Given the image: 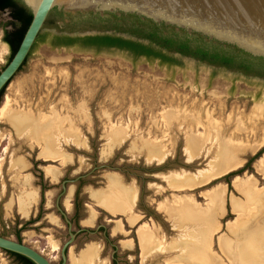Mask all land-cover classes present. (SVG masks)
Masks as SVG:
<instances>
[{
	"label": "rangeland",
	"instance_id": "1",
	"mask_svg": "<svg viewBox=\"0 0 264 264\" xmlns=\"http://www.w3.org/2000/svg\"><path fill=\"white\" fill-rule=\"evenodd\" d=\"M13 27L9 10L0 11V71L11 57L4 31ZM88 32L100 31L65 30L60 20L45 25L0 98V110L8 105L6 116L0 113V235L60 264V248L69 235L56 199L64 180L92 171L67 182L59 200L73 231L89 230L78 232L66 264H78L90 244L98 248L97 256L86 264H171L201 248L226 264L259 262L253 256L258 234L246 228L249 221L264 222V171L258 167L264 152L248 161L264 143L255 149L238 143L264 139V77L191 57L166 63L78 42L58 44L63 35ZM210 125L223 131L220 142H203L200 132ZM51 145L53 159L45 160L41 151ZM100 164L121 170L94 169ZM47 166L58 172L56 179L46 175ZM217 187L223 189L222 203L210 208L214 214L208 220H184L157 209L161 201L171 207L181 195L192 197L189 204L201 214L213 194L204 192ZM129 188L135 191L134 225L126 215L104 210L96 197ZM29 190L38 199L24 216L17 201ZM241 212L246 218L238 216ZM145 223L156 242L142 254L137 234ZM98 225L106 232L95 231ZM0 264L22 263L0 249Z\"/></svg>",
	"mask_w": 264,
	"mask_h": 264
},
{
	"label": "water",
	"instance_id": "2",
	"mask_svg": "<svg viewBox=\"0 0 264 264\" xmlns=\"http://www.w3.org/2000/svg\"><path fill=\"white\" fill-rule=\"evenodd\" d=\"M32 14L31 23L11 60L0 71V91L15 76L32 50L51 12H62L64 26L71 20L95 15L101 18L137 17L160 27L163 34L177 33L198 37L208 44L264 60V0H17ZM101 33V32H96ZM91 33H81L80 36ZM121 170L108 164L94 169ZM92 172V171H91ZM90 172V173H91ZM90 173L62 182L56 207L67 224L69 239L60 248V264L68 261V251L76 238L73 223L59 204L67 192L66 183L76 182ZM104 227V225H99ZM0 249L22 255L34 264H51L34 248L0 235Z\"/></svg>",
	"mask_w": 264,
	"mask_h": 264
},
{
	"label": "trees",
	"instance_id": "3",
	"mask_svg": "<svg viewBox=\"0 0 264 264\" xmlns=\"http://www.w3.org/2000/svg\"><path fill=\"white\" fill-rule=\"evenodd\" d=\"M5 10H9L10 17L15 25L11 30L5 29L3 37V40L11 49V60L31 23L32 14L17 0H0V11ZM57 20H63V14L55 8L45 25L54 23ZM88 26L101 33H92L84 36L66 34L61 37L63 40L58 44L73 45L78 42L84 47L95 46L98 49L101 47H115L130 51L135 57L144 56L148 59H160L161 62L167 63L178 62L177 57L168 54V51H175L182 57H191L212 65H219L228 69H236L246 74L264 77L263 59L250 58L245 54L224 49L218 45L208 44L198 37L191 38L173 32L163 34L160 27L156 24L141 21L137 17L130 16L125 18L123 16L116 17L115 15H109L108 17L101 18L90 15L77 20H71L64 25V29L74 31ZM8 83L0 91V98ZM263 152L264 148L260 149L254 157L249 159L248 163L258 158ZM5 252L14 256L22 264H34L22 255L9 251Z\"/></svg>",
	"mask_w": 264,
	"mask_h": 264
},
{
	"label": "bare ground",
	"instance_id": "4",
	"mask_svg": "<svg viewBox=\"0 0 264 264\" xmlns=\"http://www.w3.org/2000/svg\"><path fill=\"white\" fill-rule=\"evenodd\" d=\"M8 101V99L6 100V102ZM7 104H9L7 102ZM6 103L3 105V107L1 108L2 110H0L3 115V117L6 116L7 114V106H5ZM5 106V107H4ZM1 115V116H2ZM206 118V117H205ZM208 118V117H207ZM206 118V119H207ZM240 119V118H239ZM252 119V118H251ZM209 121V120H207ZM211 125H212V122L210 121ZM218 122L214 123V124H217ZM63 125V124H62ZM210 125V126H211ZM241 125V124H240ZM244 125V124H243ZM228 126V125H227ZM226 126V127H227ZM239 126V124L237 125ZM63 127V126H62ZM253 127V126H252ZM222 128V127H221ZM224 128V127H223ZM239 128V127H238ZM257 128V126H256ZM254 129V128H253ZM235 130V129H234ZM239 130V129H238ZM205 132H200V134L204 135V140L203 142H208L209 140L210 141H214L216 143L220 142V132H223V131H220L217 129V126H211L209 130H204ZM229 131V130H228ZM235 132H233V134H235ZM252 133V132H251ZM255 133V132H254ZM232 140V139H231ZM258 142V141H257ZM264 143V139L261 141V142H258V143H253V144H248L247 142H244V141H241L240 140V146L239 147H243L246 149L247 146H249L250 148H256L258 147L259 145H263ZM233 144V143H232ZM237 144V143H236ZM50 145V144H49ZM48 145V146H49ZM52 148H53V145H51V147H44L43 150L41 151V156L43 159L45 160H50V159H53V155L51 154V151H52ZM234 148V146H233ZM254 148V149H255ZM213 150V149H212ZM60 159L59 160H62L63 157H59ZM57 159V158H56ZM259 165L258 167H260V170L264 171V154L263 156L259 159ZM240 167V166H239ZM238 169V168H237ZM46 170V175L48 177H50L52 180L56 179L57 176H58V172L51 166H47L45 168ZM230 171V170H229ZM264 174V173H262ZM211 178V177H210ZM211 180V179H210ZM236 180V179H235ZM239 180V178H238ZM237 180V181H238ZM236 181V182H237ZM253 181V180H252ZM115 182H120V179H116ZM253 184V183H252ZM113 185V183H112ZM220 186V185H219ZM237 186V184H236ZM113 187L115 188L116 186L113 185ZM183 187V186H182ZM249 187V186H248ZM254 187V186H253ZM215 188V187H214ZM256 188V187H254ZM253 188V190H254ZM183 189V188H181ZM185 189H188V188H185ZM258 188H256L257 190ZM180 190V189H179ZM260 190V189H259ZM177 191V190H176ZM24 192V191H23ZM207 192V193H206ZM212 194V200L210 202V206L208 205L209 209L210 208H213V206H215L216 204H218V206H221V203H222V193H223V189L222 187H217L216 189H212V190H207L205 191V195L206 194ZM250 192V191H249ZM260 192V191H258ZM67 193V192H66ZM244 194V193H243ZM252 196L250 198H253V193H250ZM96 197L99 201V206H101L104 210L110 212V213H113V214H118V213H122L124 216L126 215L128 217L127 221L129 224L131 225H134L138 222V218L134 216L133 214V205H132V202H134V197H135V191L133 188H129L125 191H121V192H115L113 189H110L106 192H101V193H97L96 194ZM187 198V201L186 199ZM38 199V194L36 193V191L34 190H29L27 192H25L20 198H19V201H17V204L19 202V208H20V211L22 213V215L24 216H27L29 213H30V210L31 208L33 207L34 203L37 201ZM249 199V198H248ZM247 200V199H246ZM254 200V199H253ZM256 200V199H255ZM190 201V202H189ZM195 201V200H194ZM166 202V201H165ZM164 201H161L158 203V211L159 212H169L171 213H176V215L180 214V218H183L184 220H190V219H193V218H201L202 220H208L214 213L212 211V209H210V211H207L206 209L208 207H206V211L207 212H201V214H199V211L196 210V206L195 205H190V204H193V198L192 197H182L181 195L180 196H176L174 198V201H171L172 202V206L174 207V210L169 206L167 205V203H165ZM190 203V204H189ZM195 203V202H194ZM247 203V202H246ZM169 204V203H168ZM234 205L237 207V203L234 202ZM66 208H70V203L69 202H66L65 204ZM205 207H203L204 209ZM252 209H254V207H252ZM169 210V211H168ZM247 210V209H246ZM198 211V212H197ZM254 211H256L254 209ZM220 213V212H219ZM249 213V212H248ZM240 215H245L243 214L242 212L238 214V216L240 217ZM137 216V215H136ZM245 217V216H244ZM195 218V219H196ZM238 218V217H237ZM241 218V217H240ZM246 218V217H245ZM196 219V220H197ZM238 220V219H237ZM219 221V220H217ZM220 222V221H219ZM218 222V224H220ZM183 223V222H182ZM180 222V224H182ZM235 223V222H234ZM248 223V222H247ZM259 224L258 225H255L253 224L252 222L249 221V226H247L246 230L248 232H254V233H257L258 236V240L259 243H257V246L255 248H257L256 251H254V257L255 258H260L259 262L255 261V264H262V261H264V253L262 251H264V222L261 223V222H258ZM178 224V223H177ZM245 224V223H244ZM149 225V224H148ZM146 223L145 224H142L139 226V229H138V238H139V245L141 247L140 250H142V254H144V252L149 248V246L151 245H154V243L156 242V239H155V235L151 229L150 226H148ZM263 225V226H262ZM219 226V225H218ZM232 226V225H231ZM239 226V225H238ZM242 227V226H241ZM123 228V227H122ZM244 228V227H243ZM234 229V228H233ZM156 231V230H155ZM241 232V231H240ZM185 233V231H184ZM187 233V231H186ZM196 238V237H195ZM224 238L226 237H223V240ZM189 239V238H188ZM196 240V239H195ZM179 241V240H178ZM250 241V240H249ZM162 242V240H161ZM220 242V241H219ZM225 242V240H224ZM234 242V241H233ZM165 243V242H164ZM233 244V243H232ZM126 246H131V241H128L126 242L125 244ZM225 245V244H224ZM254 245V244H253ZM161 246V245H160ZM185 247V245H184ZM154 248V247H153ZM235 248V247H234ZM98 249V248H97ZM97 249L95 248L94 245L90 244L88 245V247L83 251V258L78 262V264H86V263H90L92 262V259L94 257L97 256ZM162 251V250H161ZM182 251V250H181ZM205 251V250H204ZM201 249H198L197 250V253L193 252L192 254H183L184 256H187V259L188 260H178V261H173V262H169L171 264H226L221 258H215V257H210L208 256L207 254H204V252ZM236 251V250H235ZM243 253V252H242ZM147 254V253H146ZM145 254V255H146ZM248 253H246L245 255H247ZM211 255V254H210ZM242 255V254H241ZM251 255V253H250ZM249 255V256H250ZM248 256V255H247ZM235 257V256H234ZM175 258V257H174ZM233 259V258H232ZM236 258H234L235 260ZM252 259V258H251ZM143 260V259H142ZM168 261V260H167ZM170 261V260H169ZM251 261V260H250ZM261 262V263H260Z\"/></svg>",
	"mask_w": 264,
	"mask_h": 264
},
{
	"label": "flooded vegetation",
	"instance_id": "5",
	"mask_svg": "<svg viewBox=\"0 0 264 264\" xmlns=\"http://www.w3.org/2000/svg\"><path fill=\"white\" fill-rule=\"evenodd\" d=\"M86 48L98 49V47H95V46H89V47H86ZM100 49H103V50L115 49V50L123 51V52H126V53L132 55V53H131L130 51L123 50V49H118V48H115V47H109V48H108V47H101ZM168 54H171V55H173L174 57H177V58H183L179 53H177V52H175V51H168ZM139 57H144V56H139ZM145 58H146V57H145ZM157 60H160V59H157ZM202 62H205V61H202ZM166 63H167V62H166ZM217 66H219V65H217ZM84 230H85V229H79V231H75V232H77V234H78V232H80V231H84ZM99 230H102V232H106V227H105V228H104V227H99V225H98V226L96 227V230H95V231H99ZM85 231H89V230H85ZM90 232H91V231H90ZM77 234H76V236H77ZM68 235H69V233H68ZM105 238H106V240H107L108 242H110V240L108 239L107 235L105 236ZM113 247H114V250L117 249V246L113 245ZM112 260H113L114 263H116V258H115V257H113Z\"/></svg>",
	"mask_w": 264,
	"mask_h": 264
}]
</instances>
